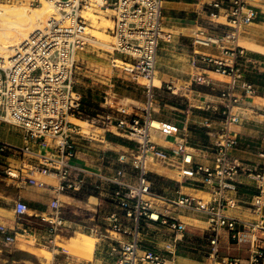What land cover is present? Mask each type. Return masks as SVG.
I'll return each instance as SVG.
<instances>
[{"label": "built area", "instance_id": "2783aa9c", "mask_svg": "<svg viewBox=\"0 0 264 264\" xmlns=\"http://www.w3.org/2000/svg\"><path fill=\"white\" fill-rule=\"evenodd\" d=\"M42 1L32 0V4ZM49 1L53 2L56 11L48 22L33 31L11 57L7 59L0 55V121L18 126L25 142L18 146L0 140V180L48 185L31 175H25L27 171L57 178L59 183L53 188L58 192L75 194L86 185L82 175L86 169L71 161L77 156L76 142L71 134L75 131L73 127L78 125L69 118H81L87 114L83 95L74 86V78L81 65L77 53L85 49L90 39V18L86 12L99 8L109 13L113 21L109 29L115 38L114 51L125 57L124 70L135 79L144 77L149 81L143 115L135 116L131 122L126 118H120L117 122L137 142L136 149L120 154L121 167L115 174L99 175L101 181L96 184L97 188L107 191L115 206L104 219L106 232L131 235L130 239L111 245V257L116 264H167L165 251L142 245L140 230L142 219L147 218L149 221L167 223L183 233L187 224L168 215V210L163 212L158 208V201H170L208 218L214 231L211 238L214 264H238L237 259L218 257L221 228L228 229L231 237L239 242L248 240L253 264H264V247L259 235L260 231H264L263 171L255 172L259 179V192L253 197L252 209L258 217L246 220L231 217L225 212L227 206L236 204L234 198L227 196V191L237 190L235 177L242 169L240 159L234 154L240 145V137L233 125L241 121V115L234 111V106L243 97L252 96L258 91L257 85L246 77L248 64L252 61L246 56L247 49L239 40L245 26L264 16V0H213L207 3L211 8V20L228 28L218 38L199 30L194 39L206 45L212 42L223 44L222 55L200 54L194 62L208 65L230 77L227 88L222 92L225 104L222 108L211 107L221 115L212 165L193 164V153L186 151L185 141L179 142L171 154L151 139V130L155 128L154 79L158 49L166 38L163 28L165 0ZM222 14L226 23L217 20ZM195 81L209 83L206 73L197 75ZM239 89H242V96L238 94ZM171 127L158 129L172 133L175 127ZM43 146L49 147L48 153L42 152ZM259 154L264 158V147ZM173 155L181 158L180 175L198 178L196 181L211 186L213 196L210 200L190 195L169 198L154 190L147 168L149 158L170 160ZM14 161H20L21 165H15ZM129 164L138 170L135 181L125 177ZM102 182L108 185L106 189ZM1 193L0 188V203L3 199ZM51 205L55 219L48 221L52 230H57L58 226L65 225L61 215L62 204L55 198ZM13 207L17 216L28 213L27 203L20 199L14 202ZM91 231L97 233L98 228L93 226ZM17 241L16 228L0 216V253L16 245Z\"/></svg>", "mask_w": 264, "mask_h": 264}, {"label": "crops", "instance_id": "0c3cea01", "mask_svg": "<svg viewBox=\"0 0 264 264\" xmlns=\"http://www.w3.org/2000/svg\"><path fill=\"white\" fill-rule=\"evenodd\" d=\"M212 1L165 0L163 28L166 38L162 41L157 56L156 78L160 80V84H154L157 93L153 115L175 129L172 133L156 129L151 132V139L171 154L179 142L185 141L186 151L193 153L195 165H212L214 162V147L221 115L211 107L222 108L225 104L222 92L230 81L228 75L208 65L194 62L200 54L222 55L221 42L206 45L194 40L199 30L218 38L228 28L211 20L209 14L211 8L207 3ZM221 18H225L223 14L217 20L226 23V18L225 20ZM241 37L264 45V16L245 26ZM246 49V56L252 61L248 64L249 69L264 75V53L253 48ZM201 73H206L209 83L195 81L197 75ZM97 81H100V78H97ZM255 84L258 88L257 93L243 97L234 106V111L241 115V121L233 125V129L240 137V145L234 150V154L240 159L242 169L235 177L237 190L227 191V196L234 198L236 204L225 208L227 215L246 220L258 217L252 209L253 197L259 192V179L256 178L255 172L257 170L264 172V158L259 154L264 147V84L257 82ZM141 86L147 90V84ZM238 94L242 96V89L238 90ZM118 96L117 93L107 92L105 102H101L102 108L92 113L91 133L84 132L82 124L76 123L78 126L73 127L75 131L71 136L76 142L77 156L71 161L86 169V172H82L86 179L82 191L75 194L58 192L53 188L58 185V179L38 172L26 171L24 174L31 175L48 185L19 184L11 179L0 180L2 202L5 204L0 208L8 210L7 215L0 216L8 219L10 226L14 228L17 226L18 235H26L21 231L24 229L33 235L35 240L46 241L48 234L44 229L40 233L32 234L30 231L34 227H24L25 222L17 219H26L33 225L36 222L39 225H48L49 217L55 219V216L50 215L54 212L51 202L55 198L62 204L61 213L66 227L98 228V232L95 233L98 242L89 258L70 259L69 256L66 259L68 262L58 264H116L109 253L111 245L131 238V235L106 232L104 219L115 206L107 191L96 187L101 181L99 175L115 174L122 165L119 162V155L131 153L137 146V142L121 129L117 122L120 118H126L131 122L135 116H142L147 101L131 95ZM0 140L18 146L25 143L22 130L19 136L10 135L8 132V137H0ZM180 159V156L174 155L170 160L149 158L147 168L154 190L169 198L190 195L210 200L213 196L211 186L196 181L198 178L190 179L180 175ZM14 164L20 166L21 162L14 161ZM137 175L138 170L129 164L125 177L135 181ZM102 183L106 189L108 185ZM19 199L28 205V213L23 216H17L13 207L14 202ZM7 203L12 205L8 206ZM158 208L163 212L168 210V215L186 223L187 228L180 233L167 223L143 218L140 230L142 245L165 251L168 256L167 264H214L211 244L214 231L208 218L188 207L176 206L170 201H158ZM262 215L264 216V207ZM219 235L220 259H237L238 264H253L252 248L248 240L239 242L233 239L226 228L219 229ZM259 235L264 247V231H260ZM16 244L20 248L23 241L19 240ZM262 259L264 260V257Z\"/></svg>", "mask_w": 264, "mask_h": 264}, {"label": "rangeland", "instance_id": "374dc122", "mask_svg": "<svg viewBox=\"0 0 264 264\" xmlns=\"http://www.w3.org/2000/svg\"><path fill=\"white\" fill-rule=\"evenodd\" d=\"M20 1L21 0H1L3 3L13 5L22 4L23 0L21 2ZM29 4L30 7H39L42 3L32 4V0H30ZM30 9L32 11V8ZM88 12L89 15H91V12L92 15L97 17L99 24H93L94 22L92 21V18L87 15L90 18V27L88 28L90 39L85 49L80 50L77 53V59L81 65L74 78V86L83 95V103L87 111L83 120L90 123L93 122L92 113L95 112V110L102 108L103 105H101V102H105L107 92L111 94L117 93V97H119L118 95H121L120 97L131 95L147 101V90H145L141 84H149V81L144 77L135 79L132 74L124 70L125 63L122 64L114 60L116 58L125 60V57L114 51L113 46L115 38L109 29L113 26V21L111 20L109 13L102 11L99 8L88 10L86 14H88ZM221 20H225V18H221ZM91 29L100 31L104 30L106 34L102 37V39L104 38L105 40L106 37L107 40L105 41L108 42L110 40L109 44L111 46L105 49L104 47H101V45H97L96 41L93 42L94 36ZM115 63L118 65H114ZM246 77L255 83L264 84V75H259L251 69L246 71ZM97 78H100V81H97ZM155 93H157L156 89ZM69 119L73 122L76 121L72 118ZM76 123L83 124L81 121H76ZM89 127L91 126L88 125V128L84 127V132L91 133V129ZM88 129L89 131H86ZM8 132L10 135L19 136L21 134V129L10 122L0 121V137L7 138ZM41 150L42 152L48 153L49 147L43 146ZM3 205L5 204L1 201L0 206ZM6 205L11 206L12 204L10 205V203H7ZM7 211L8 210L0 208V215H7ZM50 215L54 216V212L50 213ZM2 219L8 221V219L6 220L4 217H2ZM48 220H54V218L49 217ZM17 221H24V227H34L32 231L29 230L32 234L40 233L44 229L48 234V237L46 238V241L41 242L39 240H35L33 235L22 229L21 231L25 232L26 235H18V241L22 240L23 244L20 248H18V244L8 247L3 253H0V264H58L59 262H66V259L69 256L70 259H72V257L89 258L94 251L92 253L82 252L78 250L77 247L73 246L71 242L73 239L78 237L81 232L90 233L95 237V248L98 242V238L95 233L91 231L90 227L85 229H75L68 228L65 225H60L57 230H52L49 221L48 225H39L37 222L33 225L30 222L28 223L26 219H17ZM15 228L19 231L17 226ZM47 253L50 255L46 256Z\"/></svg>", "mask_w": 264, "mask_h": 264}, {"label": "bare ground", "instance_id": "6f19581e", "mask_svg": "<svg viewBox=\"0 0 264 264\" xmlns=\"http://www.w3.org/2000/svg\"><path fill=\"white\" fill-rule=\"evenodd\" d=\"M29 1L30 0H23L22 4L13 5L8 3H3L0 0V55L7 59L13 55L15 49L21 43H23L25 40L29 38V36L33 31L43 27L48 22L52 14L56 11V8L54 9L55 6L53 2L49 0H44L39 7H30ZM30 8H32V11ZM90 14L91 15H89L88 12L87 15H89L92 18V21L94 22L93 24L96 25L99 24V22L97 21V17L95 15H92L91 12ZM91 32H93V36H94L93 42L96 41L97 45L99 46L101 45V47H104L105 49L111 46L109 44L110 40L108 42L105 41L107 40L106 37L105 40L104 38L102 39V37L105 36L106 34L104 30L100 31L96 29H91ZM239 42L240 44L244 45L247 48L260 50L261 52L264 53V45L258 44L244 37H241ZM115 60L122 64L125 63V61L120 58H116ZM154 84H160V80L158 78H155ZM70 118L76 121H81L83 123L82 126L84 125V127L86 128H88V125H90L89 122L79 117L71 116ZM76 121L74 123H76ZM153 125L155 128H152L151 130L152 132L158 129V127L172 128L170 125L164 123L162 120L156 117L153 118ZM86 131H89V129ZM95 240L96 239L92 234L87 232H81L80 235L75 239H73L71 243L73 246L77 247L78 250L82 252L92 253L95 248ZM49 253H47L46 256H49L50 255Z\"/></svg>", "mask_w": 264, "mask_h": 264}]
</instances>
